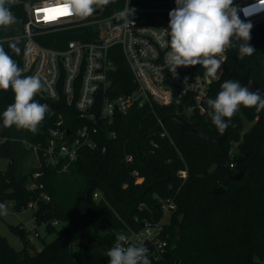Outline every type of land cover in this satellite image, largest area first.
<instances>
[{"label":"trees","instance_id":"trees-1","mask_svg":"<svg viewBox=\"0 0 264 264\" xmlns=\"http://www.w3.org/2000/svg\"><path fill=\"white\" fill-rule=\"evenodd\" d=\"M126 3L132 9H146L142 17L148 24L158 26L169 19L166 0H109L98 6L110 15ZM79 29L88 31L92 26L48 33L40 42L63 48L70 38L88 40L87 32ZM250 34L249 44L256 52L238 59V47L227 46L223 76L210 84L208 99L216 98L233 67L241 73L249 71L264 91V24L253 27ZM13 44L19 47V54ZM23 45L19 37L4 46L22 69V77ZM112 50L118 54V45ZM113 59L111 92L128 94L134 89L131 73L120 54ZM14 98L11 88L0 90V159L7 160L0 168V204L10 202L13 210L20 211L34 202L36 222L44 223L45 231L54 232L55 237L45 241L38 235L37 248L27 241L23 226H10L23 241V248L15 250L0 236V264H108L107 252L117 236L139 228L145 219L160 217L159 198L167 196L174 197L177 208L166 223L168 254L155 264H264V109L241 106L228 120L226 138L213 144L181 129L168 116L176 112L173 104H132L126 113H116L106 129L100 128L103 151L81 148L66 171H57L38 156V165L25 171L22 160L31 149L23 140L45 144L50 127L58 120L72 129L85 120L78 118L63 97L53 101L36 93L33 99L50 108L38 131L5 127L2 114ZM210 110L208 106L204 113L182 115L216 136L219 130L208 115ZM161 117L165 134L140 139ZM243 117L253 122L245 132L241 131ZM110 130L115 137L108 135ZM232 144L236 155L231 154ZM127 153L133 157L130 162L125 161ZM133 169L143 177L141 182H135ZM182 169L185 177L178 174ZM240 171L239 179L230 178ZM220 186L223 191L211 192ZM95 191L100 194L97 199L93 198ZM54 220L64 226L53 225Z\"/></svg>","mask_w":264,"mask_h":264},{"label":"built area","instance_id":"built-area-1","mask_svg":"<svg viewBox=\"0 0 264 264\" xmlns=\"http://www.w3.org/2000/svg\"><path fill=\"white\" fill-rule=\"evenodd\" d=\"M254 3L255 0H234L238 8ZM176 6V0H166L164 9L169 13ZM5 7L20 21V37L24 41V76L39 77L42 86L38 94L53 101L63 97L78 118L85 120L73 129L58 120L50 127L45 144L23 140L36 158L42 157L57 171H66L81 148L103 151L105 147L100 144V128L106 129L116 113H126L132 104H173L176 107L182 104L183 113H204L208 107L209 86L219 81L224 73L227 46L215 78L207 77L206 69L201 65L180 66L175 74L171 72L165 62V54L170 51L169 19L158 26L148 24L142 17L146 9H132L127 3L110 15L105 14L104 7L93 5L97 12L82 19L66 9L65 0H6ZM122 12H127L128 17H121ZM238 14L242 21H250L253 27L264 24V11L249 17H245L243 12ZM88 25L92 29H79L87 32L88 40L70 38L63 48L45 46L40 42V37L48 33ZM116 45L120 50L118 54L117 50H112ZM119 54L128 66L134 89L128 94L113 95V57ZM162 127L161 124L157 132L161 136L165 134ZM108 135L115 137V131L110 130ZM151 144L156 147L153 141ZM124 158L126 162L133 159L128 153ZM131 174L135 182L143 180L136 169ZM178 174L185 177L186 170H179ZM99 195L95 191L93 198L97 199ZM159 202L160 217L145 219L139 228L124 234L128 241L123 246H145L149 250L151 264L164 261L168 254L170 245L166 223L177 208L173 196L160 197ZM27 208L33 212L36 204L30 202ZM31 221V231L37 237V228L44 223L38 225L34 215ZM52 224L58 222L54 220ZM167 264L178 263L169 261Z\"/></svg>","mask_w":264,"mask_h":264},{"label":"clouds","instance_id":"clouds-1","mask_svg":"<svg viewBox=\"0 0 264 264\" xmlns=\"http://www.w3.org/2000/svg\"><path fill=\"white\" fill-rule=\"evenodd\" d=\"M5 2L0 0V25H9L14 21ZM108 3L109 0H65V7L75 15L87 17L93 14V5ZM176 5L169 12L170 31L167 32L170 36V51L165 54V62L174 74L177 67L201 65L206 69L207 77L215 78L221 68V56L226 46L238 47V59L256 52L249 44L253 25L250 21H242L238 12L249 17L264 11V0H255L254 4L244 8L235 6L234 0H176ZM120 15L127 18L129 14L122 12ZM11 47L19 54V47L15 44ZM21 73L22 69L0 47V90L11 88L15 97L14 103L2 114L3 124L5 127L15 125L35 133L50 108L33 99L42 86L39 77H22ZM207 104L211 109L208 115L212 123L223 133L228 127V120L241 106L264 109V97L259 92L249 91L237 81L226 80L221 84V91L216 98H209ZM0 210H6V205L0 204ZM127 241L123 233L117 236L115 245L107 252L108 264H151L149 250L145 246L124 247Z\"/></svg>","mask_w":264,"mask_h":264},{"label":"rangeland","instance_id":"rangeland-1","mask_svg":"<svg viewBox=\"0 0 264 264\" xmlns=\"http://www.w3.org/2000/svg\"><path fill=\"white\" fill-rule=\"evenodd\" d=\"M13 15V14H12ZM15 16V15H13ZM78 18H84L77 15ZM17 18V17H16ZM18 19V18H17ZM19 22H16L17 32L15 33V37H20L21 34V27H19ZM3 48V44L0 45ZM227 48V47H226ZM243 119V127L242 132H245L252 126V121H249L245 117ZM231 154L236 155V146L234 144L231 145ZM7 163V160L0 159V168H3ZM38 165V161L34 152L28 151L26 152L23 160H22V167L26 171L31 167H35ZM32 210L31 208L22 209L20 211H15L12 209V204L10 202L6 203V210H3L0 213V236L6 238L8 244L13 247L15 250H21L23 248V241L19 238V236L13 232L10 226H15L20 224V227H24V230L27 232V241L29 244H35L37 248L40 247L38 239L33 235L32 229ZM57 227L64 226V223L56 224ZM179 231V225H176ZM39 236L44 238L45 241H50L55 237V233H47L43 226H39L37 228Z\"/></svg>","mask_w":264,"mask_h":264},{"label":"water","instance_id":"water-1","mask_svg":"<svg viewBox=\"0 0 264 264\" xmlns=\"http://www.w3.org/2000/svg\"><path fill=\"white\" fill-rule=\"evenodd\" d=\"M94 12H97V10H95ZM226 80L227 81H237L242 86L248 88L249 91L259 92L262 95V97H264V91H262V89L260 88L257 81L249 75V71H246L245 73H241L233 67L229 71L225 81ZM182 114H183V106H182V104H179L177 106V111L175 113L169 114L168 116L175 119L177 121L178 125L180 126V128L187 131L191 136H197L198 138L202 139L203 141L213 143V144H219L226 138L227 129L223 133H221L219 131V134L214 136V135L209 134L207 131L200 129L194 121H189V120L185 119ZM163 120H164V117H161L159 119L158 123L156 124V126H154L153 128L147 130L144 134H142L140 139H143L148 135L157 133L161 128V124L163 123ZM136 150H137V154L140 156V150H139L138 145L136 147ZM142 163H143V161H142ZM242 174L243 173L240 171V172L232 175L230 178L237 180L242 176ZM223 190H224V187L220 186V187H216V188L211 189V192L212 193H218V192H221ZM176 231H178V228H176Z\"/></svg>","mask_w":264,"mask_h":264},{"label":"crops","instance_id":"crops-1","mask_svg":"<svg viewBox=\"0 0 264 264\" xmlns=\"http://www.w3.org/2000/svg\"><path fill=\"white\" fill-rule=\"evenodd\" d=\"M16 22L20 23L19 19L14 16V21L11 24L0 25V45L3 44V49L7 42L19 38L15 37V33L17 32ZM19 27H21L20 24Z\"/></svg>","mask_w":264,"mask_h":264}]
</instances>
